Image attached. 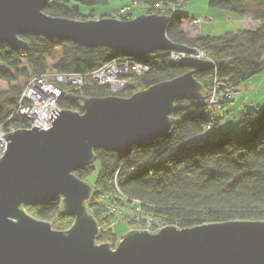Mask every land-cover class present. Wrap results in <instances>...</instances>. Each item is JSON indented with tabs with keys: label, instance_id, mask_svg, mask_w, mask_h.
Instances as JSON below:
<instances>
[{
	"label": "trees",
	"instance_id": "trees-1",
	"mask_svg": "<svg viewBox=\"0 0 264 264\" xmlns=\"http://www.w3.org/2000/svg\"><path fill=\"white\" fill-rule=\"evenodd\" d=\"M109 1L46 0L42 12L53 18L89 22L96 19L90 9ZM187 1L131 0L132 4L142 6L146 15L169 19L165 32L168 40L198 49L214 63V68L194 77L202 86L206 101L215 90L219 103L199 107L194 102L177 101L170 115V131L164 136L140 143L120 155L94 151V161L73 173L91 187L86 208L98 224V245L116 247L122 237L110 229L121 215L115 208L133 211L128 205L134 206L130 224L143 230L148 217L152 220L151 232L168 226L187 229L225 222H264V108L256 107L245 113L238 136L221 133L212 138L206 136L202 143L186 145L202 134L207 123L218 125L209 119V108L222 110L228 106L231 101L224 94L264 70V0H208L213 9L248 14L259 22L254 30L216 38L184 37L181 25L189 19L177 12L172 15L170 9L174 5L181 9ZM84 8L89 10L84 12ZM130 19L131 13H128L123 20ZM21 39L27 43L26 50L13 51L5 44L0 45V82L7 87L0 92V126L5 131L9 125L24 122L13 117V112L21 89L32 77L47 73L87 75L122 57L108 49L84 48L54 38L25 36ZM137 59L149 67V72L137 77L125 92L83 89L76 96L127 99L186 73L177 64L169 63L168 53L155 52ZM58 106L67 111H81L79 103L64 98ZM22 209L31 218L49 223L56 231L66 232L74 223L63 212L60 199Z\"/></svg>",
	"mask_w": 264,
	"mask_h": 264
},
{
	"label": "water",
	"instance_id": "water-1",
	"mask_svg": "<svg viewBox=\"0 0 264 264\" xmlns=\"http://www.w3.org/2000/svg\"><path fill=\"white\" fill-rule=\"evenodd\" d=\"M45 4L0 0V45L22 51L27 43L21 37L39 36L135 58L155 52L195 53V48L167 39L165 16L80 22L45 15ZM177 66L186 73L127 99L67 94L69 101H82V114L53 109L45 130L33 127L2 136L7 145L0 158V264H264V222L131 230L114 249L96 243L98 224L86 208L91 187L73 173L94 161V151L120 155L164 136L177 101L207 107L194 75L211 69V63L186 56ZM56 199L74 219L66 232L22 209Z\"/></svg>",
	"mask_w": 264,
	"mask_h": 264
},
{
	"label": "built area",
	"instance_id": "built-area-1",
	"mask_svg": "<svg viewBox=\"0 0 264 264\" xmlns=\"http://www.w3.org/2000/svg\"><path fill=\"white\" fill-rule=\"evenodd\" d=\"M129 9V7H125L119 10L116 19H125ZM178 10L179 5H174L171 7L170 12L174 15ZM233 16H235L236 20L243 24L247 30H254L259 24L258 21L254 20L248 14H234ZM248 16L251 19H249ZM251 21L256 24V28L250 29L252 26ZM207 22H211V20L206 19L203 15L198 16L195 19L186 20L181 25V31L186 38L197 37L199 36V27ZM186 56L209 61L212 68H214V63L198 49H195V53L192 55L170 52L168 53V61L170 64L176 65L180 58ZM148 72L149 67L144 63L138 62L137 58L134 59L122 56L87 75L49 73L32 77L21 89L18 103L13 112V117L20 120L23 119L24 122H20L16 125H9L10 128L7 131L4 130L3 125L0 126V158L6 150L7 145L3 140V135L13 133L16 130L32 129L33 127L45 130L47 127L51 126V123L48 120L49 112L53 109H60L57 104L64 95H76L78 92L86 88V85L92 87L91 85L93 82H95V85L99 88H105L110 93H122L130 88L137 77L145 75ZM70 76L73 78H70ZM82 85L83 87L81 88ZM229 94V92L225 93L224 97H230ZM207 101L208 106L219 103L216 98L215 90L211 93ZM18 126L24 127L20 129L15 128ZM213 127L214 124L212 122L207 123L202 135L206 137L207 133ZM151 223L152 220L146 217V228L144 230L149 231Z\"/></svg>",
	"mask_w": 264,
	"mask_h": 264
},
{
	"label": "rangeland",
	"instance_id": "rangeland-1",
	"mask_svg": "<svg viewBox=\"0 0 264 264\" xmlns=\"http://www.w3.org/2000/svg\"><path fill=\"white\" fill-rule=\"evenodd\" d=\"M128 6H130V10L128 11V13H131V19H134L137 16L146 15V11L144 10V8L140 5L132 6L131 0H110L107 4L95 6L90 10L96 16V19H98L99 17L107 18L109 16L116 18L118 11ZM88 10L89 9L84 8V12H87ZM177 13L178 15L186 17L187 19H195L198 16L203 15L206 19L211 20V22L203 23L199 27V36L203 38H216L221 37L227 33L246 30V27L236 20V15L233 16L234 14H229L228 12L209 7L208 0H189L184 3L182 8L179 9ZM248 18L251 19L249 16ZM253 28H256V24L254 22H252V26L250 29ZM131 58L136 59L135 57ZM70 78L73 77L70 76ZM95 84L96 83L93 82L91 85L92 87L86 85V88L84 89H98L99 87ZM82 87L83 85L81 86V88ZM6 88V85L0 82V92L5 91ZM70 95L76 96L73 94ZM229 96L231 103L228 106L224 107L222 110H219L218 107H211L208 109L209 119H211L212 121H216V123L218 122V125L207 133L208 137L212 138L221 133H229L230 135L238 136L242 131V126L240 125V123L244 120L245 113L250 109L256 107H258L259 109L264 108V70L261 73L253 76L248 81L243 82L237 89L230 92ZM62 98L66 99L65 95ZM60 100L58 102H60ZM75 102L78 103V101ZM81 103L82 101L79 102L80 106ZM59 110L64 109L60 108ZM75 113L82 114V110ZM205 139L206 138L202 134H200L199 136L187 141L186 145L199 144L204 142ZM95 167L96 169L98 168L97 165H95ZM128 208H131L134 211V206L128 205ZM115 211H121L119 213L121 215H119V217L117 216V220L110 227L114 235L122 237L131 230H138L136 228V225H132L128 221L129 219H132L134 213L133 211L129 212L127 211V208H115ZM121 239L122 238H120V240Z\"/></svg>",
	"mask_w": 264,
	"mask_h": 264
},
{
	"label": "bare ground",
	"instance_id": "bare-ground-1",
	"mask_svg": "<svg viewBox=\"0 0 264 264\" xmlns=\"http://www.w3.org/2000/svg\"><path fill=\"white\" fill-rule=\"evenodd\" d=\"M132 6H135V4H132ZM129 8H130V6H128ZM130 10V9H129ZM113 19H116V18H113ZM119 20V19H118ZM122 21H125V20H122ZM127 21H129V20H127ZM3 140H4V138H3ZM5 141V140H4ZM5 143H7L6 141H5Z\"/></svg>",
	"mask_w": 264,
	"mask_h": 264
}]
</instances>
